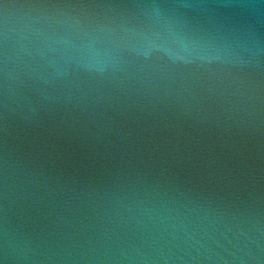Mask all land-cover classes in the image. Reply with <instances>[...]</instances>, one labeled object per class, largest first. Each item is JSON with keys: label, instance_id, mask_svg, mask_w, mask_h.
I'll return each instance as SVG.
<instances>
[{"label": "water", "instance_id": "95a60500", "mask_svg": "<svg viewBox=\"0 0 264 264\" xmlns=\"http://www.w3.org/2000/svg\"><path fill=\"white\" fill-rule=\"evenodd\" d=\"M0 261L264 264V5L0 0Z\"/></svg>", "mask_w": 264, "mask_h": 264}, {"label": "clouds", "instance_id": "9594fccd", "mask_svg": "<svg viewBox=\"0 0 264 264\" xmlns=\"http://www.w3.org/2000/svg\"><path fill=\"white\" fill-rule=\"evenodd\" d=\"M264 5V4H261ZM244 7H259L260 5H242ZM0 264H2V261H0Z\"/></svg>", "mask_w": 264, "mask_h": 264}, {"label": "snow or ice", "instance_id": "6c2138e0", "mask_svg": "<svg viewBox=\"0 0 264 264\" xmlns=\"http://www.w3.org/2000/svg\"><path fill=\"white\" fill-rule=\"evenodd\" d=\"M259 3L260 4H264V0H259Z\"/></svg>", "mask_w": 264, "mask_h": 264}]
</instances>
